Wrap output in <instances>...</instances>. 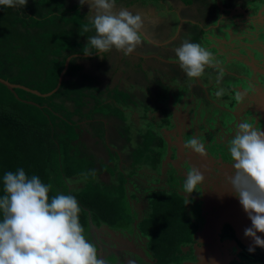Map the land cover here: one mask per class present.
I'll use <instances>...</instances> for the list:
<instances>
[{
    "label": "trees",
    "instance_id": "1",
    "mask_svg": "<svg viewBox=\"0 0 264 264\" xmlns=\"http://www.w3.org/2000/svg\"><path fill=\"white\" fill-rule=\"evenodd\" d=\"M177 1L188 7L206 1L207 12L199 8L202 16H209L215 7L212 0H196V4L194 0ZM120 8L147 11L150 21H144V26L151 38L163 41L176 30L178 17L169 0H116V10ZM88 12V4L80 5L79 0H28L22 8L0 6V78L19 85L12 91L0 83V196L4 195V174L23 168L27 176H38L52 186L50 197L57 193L73 195L81 208L79 218L84 228L90 223L98 228L103 224H134L155 257L153 264H179L187 259L185 249H193L199 222L186 215L185 199L173 186L171 161L175 156H163L171 145L167 141L164 144L159 129L174 120L165 115L171 112L166 92L172 89L171 94L181 96L192 90L184 72L175 77L180 68L174 49L184 40L196 43L203 30L198 23H186L175 47L154 45L143 37L131 54L112 49L101 58L84 54L89 48L87 39L95 35ZM154 13L151 20L149 14ZM152 22L156 24L148 29L146 23ZM85 27L90 30L84 32ZM138 54L154 56L146 59ZM160 58L173 61L167 71L159 63L152 64L162 61ZM172 72L174 75H169ZM175 96L173 104L178 98ZM137 103L143 107L137 108ZM122 116L129 128L125 138L133 136L135 141L133 168L144 169L138 171L145 175V184L149 177L151 184L147 186L153 184L150 191L143 190L149 192L145 196L149 202L138 222L124 203L129 178L123 167L119 168L120 160L131 163V157L128 160L120 154L128 153L125 143L119 150L110 145L115 142L110 132L116 127L114 118ZM85 136L94 145L93 157L85 154ZM186 150L182 156H188ZM71 177L79 179L77 189H70L67 180ZM132 179L143 187L140 178Z\"/></svg>",
    "mask_w": 264,
    "mask_h": 264
},
{
    "label": "clouds",
    "instance_id": "2",
    "mask_svg": "<svg viewBox=\"0 0 264 264\" xmlns=\"http://www.w3.org/2000/svg\"><path fill=\"white\" fill-rule=\"evenodd\" d=\"M27 3L28 0H0V6L8 8H22ZM79 3L88 4V19L95 30V35L87 39L89 48L85 55L103 58L112 49L127 55L141 45L144 28L141 14L126 8L117 11L116 0H79ZM174 51L179 68L189 78L203 76L206 67H218L213 54L199 43L184 40ZM223 91L218 90L216 95H222ZM236 99L239 101L241 96ZM185 147L201 156L206 154L205 145L196 137L188 139ZM228 153L234 171L226 184L251 221L243 234L252 241L247 249L252 253L256 247L264 248V239L257 235L264 233V131L251 122L239 123ZM204 183V175L193 167L186 172L181 190L190 195ZM51 187L38 176H27L23 168L4 174V195L0 196V264H106L98 258L96 246L86 239L77 199L62 193L50 197Z\"/></svg>",
    "mask_w": 264,
    "mask_h": 264
},
{
    "label": "rangeland",
    "instance_id": "3",
    "mask_svg": "<svg viewBox=\"0 0 264 264\" xmlns=\"http://www.w3.org/2000/svg\"><path fill=\"white\" fill-rule=\"evenodd\" d=\"M174 3H176V10L178 13H180L179 15H181V18H191L193 17V15L196 17V23H198L197 19H199L200 21H202L204 23V20L206 19L207 21H211V18L209 16H202L203 12H207L206 10H204L207 6V4L204 2V4H196V0H194L193 3H195L196 5H193V9H195V11L190 10L191 8L188 7V9L190 10V13H185V11H189V10H185L182 9L181 7L183 6L182 4L180 5V2L177 0H173ZM213 2V1H211ZM179 6V8H178ZM198 6V8H197ZM201 8V9H199ZM198 9V10H196ZM184 14H183V13ZM150 19L152 20V18L155 16L154 14H149ZM191 15V16H190ZM185 16V17H184ZM214 16V15H211ZM156 19H158L157 17H155ZM204 19V20H203ZM145 21H150L149 19H145ZM155 25V22L151 23H146V27L149 29L150 27H152V25ZM198 26L200 24H197ZM205 31L207 32H203L201 34V38L203 39V47H205L207 50H209L211 53L216 52L215 55L217 54H223V57L221 58V62L222 60L225 58L226 61V66L229 68L230 73H232V71H234L235 67L233 66V59H235V57L231 54H227L224 51V48L220 47L216 44H214L212 41H210L212 39V35L213 34H209L208 30L205 29ZM257 34V31H253L251 32L252 37H254ZM192 36V34H191ZM256 37V36H255ZM264 35H257L256 37V41L254 42L255 44H259L262 42V39L264 40ZM210 41V44L208 43ZM207 44V45H206ZM146 46V45H145ZM171 47H175L174 44H172ZM147 48V47H145ZM149 49V48H148ZM236 51L239 53V55L241 53H246L247 55H249V51H254L253 48L249 49L248 52L246 51V48H242L238 47L235 48ZM258 49V48H257ZM151 50V48H150ZM258 55V54H257ZM257 55L255 57L250 56V62L248 63V71L249 72H254L255 70L257 71L258 68L260 70L263 71L264 73V63H261V60L264 58V56H260L257 57ZM156 63L161 64V69L164 70V67L162 66L163 64L160 62H154L153 61V65H155ZM223 66H218L217 68H212V67H206L205 68V72L204 75H208L209 79H205V83L203 81L198 82L199 84H190L189 87L192 88V90H190L189 92L187 91V93L185 92L183 95L181 96H177L178 98L175 100L173 104V96H175V94H171L170 91L173 92L172 89H169L168 92H166V96H168V105L167 107L171 109V112H169L168 114L165 115H171V118L173 117L174 120H169L167 123H164L163 126H160L159 131L161 132L160 135L162 137V141L164 142V144H166L165 141L168 142L167 145H171V148H168L167 146V152H165L163 154V156H165L166 158H170V154L169 151L171 149L172 152L175 153V157L179 158L177 159L174 163L175 166L173 164V168L176 170L171 171L172 174H177V172H179L181 174V172L183 173V177H176V179L174 178L175 181H178V183L176 184L178 189L180 190L182 196L185 199V203H186V215L191 219V220H196V194H202L201 191L197 190V191H193L190 195L187 193H183L181 190V186L185 180L186 177V172L191 170V168H197L200 172H203L202 174L205 177V181L208 182V180L212 179V182H208L207 184H205V190H206V201H207V205L210 203L209 197L210 195L214 194V186L215 184L213 183L215 177L212 173V165L210 164V161L212 162L211 158H209V156H206V154L204 156H201L199 154H196L194 152H192L191 150L187 149L185 152L186 154L188 153L189 156H182V152L184 150L185 147V143L188 139L192 138V137H196L198 138L204 145L206 148V152H209L210 154H213L212 156L215 157L216 159H219L218 157L221 156H226L227 159L226 161L229 163V165L231 166V170L232 172L234 171L232 168V163L233 161L230 158V155L228 153V147H225L224 149H221L220 145H229V143H225L224 141L228 140L230 142V140L233 137V133L234 132V126H237L239 123L243 122H251L253 123L254 126H256L257 128H260L262 126V122H263V118L261 117L260 114L258 113H253L250 111H245L244 114L242 115L241 119L242 121L238 118L235 119V115H232L231 112L232 111H238L239 113H241V109H244L246 107H248L250 104H253V102L259 101V98L257 96V94L254 92L253 89L249 88V83L244 80H238L236 77H233L230 74H226V72H228V70H223L222 68H224L225 64L221 63ZM146 65V62L144 63L143 66ZM260 65V66H259ZM173 67H171L172 69ZM220 68L222 71V75H221V71L218 69ZM245 68V67H243ZM215 70V71H214ZM203 75V76H204ZM199 77L201 80L202 77ZM218 76H219V80H218ZM195 81V80H194ZM196 83V82H194ZM208 87V90L205 89V87ZM220 89H223V94L220 96L216 95V92ZM183 87L181 89L182 92L183 91ZM240 95L241 99L238 101L236 99V96ZM165 96V95H164ZM175 96V97H176ZM255 98V99H254ZM185 99V100H184ZM215 102H217L218 104H215ZM197 105V106H196ZM137 108H142L143 107V103H137L135 105ZM198 107V109L202 112H200L202 114V118L198 117L196 118V108ZM160 116V115H159ZM233 119H235V123L236 125H234V121ZM115 123H116V127L113 128L112 130H110V132H112V135L114 136L115 142L114 143H110V145L112 147H116L118 150L119 148H121L120 144L125 143L128 153L126 152H121L120 154L123 156V158L128 159V156H130V160L131 163H124L123 170H124V175H126L127 178L132 179L135 177H138L141 179V183L142 186L141 188H139V186L136 185V183L132 180V184L131 186L134 188V190H136V192L132 191H128L129 195L126 196V198H131V194L132 195H136V197H138V200L134 202H132L131 200H124V203L126 205H129L134 203V211H135V217L133 218V220L135 222H138L139 219L142 218L143 216V211L146 212V209L143 208L145 207L144 205L142 206V204L148 203L147 200H145V196L149 193H146V190L152 189V186H147L148 182L151 184V178L149 177V181H147V184H145L144 179L145 175L142 174L141 172H139L138 170L143 171L144 169L139 168L138 170L134 169L133 166L136 164V154H135V150L136 149L134 146V137L133 136H128L127 138H125L128 135V130L129 128L127 127L128 125L126 124V119L122 116V117H116L114 118ZM179 123V126L176 127L177 129H175V124ZM175 123V124H174ZM173 124V125H172ZM178 125V124H177ZM176 125V126H177ZM174 126V127H173ZM134 129L133 126H130V131H132ZM122 131V132H121ZM118 132V134L116 133ZM176 132V133H174ZM130 138H132V140H130ZM143 138V137H142ZM146 139V137H144ZM215 139V140H214ZM85 140V144H86V151L85 154L88 153L87 155L89 157H93L94 155V145L89 143L88 140H90L89 136H85L83 141ZM217 144H215V142H217ZM227 141V142H228ZM79 144H77L78 147ZM223 147V146H222ZM173 148V149H172ZM81 149V146H80ZM211 149H215L218 154H216V152L212 151ZM116 150V149H115ZM81 152V151H80ZM138 154V153H137ZM81 155V153H80ZM168 156V157H167ZM196 157V159H195ZM165 158V159H166ZM93 161H97V159H93ZM189 161V162H188ZM134 164V165H133ZM147 167H152L150 164L146 165ZM148 172V174L150 173L148 170L146 171ZM171 172H169V175H171ZM215 173V172H214ZM134 174V176L131 177V175ZM168 174V172H167ZM163 175V174H162ZM108 175L105 174L104 177H107ZM172 176V175H171ZM125 177V176H124ZM213 177V178H211ZM166 178V177H163ZM136 181V180H135ZM155 181L154 175H153V179L152 182ZM137 182V181H136ZM165 182V181H164ZM79 181L77 180V177H74L73 179L71 178V181H69V185L71 190L76 188L77 186H80L81 184L79 183ZM138 183V182H137ZM163 183V182H161ZM174 185V183H173ZM199 189L202 190V186H198ZM142 189V190H141ZM145 190V191H143ZM186 197L188 199V202L186 200ZM198 197V196H197ZM144 200V201H143ZM226 201H228V198L225 199ZM209 208V205L207 206ZM122 227H126L129 226L128 224H121ZM85 229V236L86 239L89 240L90 242H92L96 248H97V252H98V258H101L103 260H105L107 257H111L109 255V253H107V250H112L111 248H113V246H115L114 244H105V247H107L108 249H106L104 247V252L105 253H100V247L98 244V242H96V236H98L99 231H101L99 228H97L93 223H90L89 226H87ZM98 233H97V232ZM106 237V233L103 232V237ZM99 237H97L98 239ZM105 239H108L107 237ZM102 242V241H101ZM100 243V241H99ZM107 245V246H106ZM109 245V246H108ZM122 247H120V249H122ZM190 248H186L185 250L187 251ZM130 258L134 259L136 261L135 257L130 256ZM116 259V258H114ZM133 260V261H134ZM185 261H189V262H185ZM118 262V260H117ZM184 262V263H183ZM186 263H190V264H196V262L194 261H190L188 258L187 259H183L180 264H186ZM107 264V263H106ZM108 264H112V263H108ZM136 264V263H135Z\"/></svg>",
    "mask_w": 264,
    "mask_h": 264
},
{
    "label": "crops",
    "instance_id": "4",
    "mask_svg": "<svg viewBox=\"0 0 264 264\" xmlns=\"http://www.w3.org/2000/svg\"><path fill=\"white\" fill-rule=\"evenodd\" d=\"M212 1L215 7L212 8V13L210 12L211 14L209 15L211 21L204 20L203 23L202 21L197 19L198 24H200V28H202L203 32H206L205 31L206 29L208 30L209 34H213L212 39L210 41L218 45L219 48L220 47L224 48V51L227 54H231L235 57V59H233V63H234L233 66L235 67V69L234 71H232V73H230L229 68L226 66L225 58L222 60V62L220 61L221 58L223 57V54L215 55L216 52L214 53L212 52L213 56L215 57V61L220 67L223 66L221 63L225 64L224 68L222 69L228 70V72H226L227 75L230 74L233 77H236L238 80L241 79L246 80L249 83V88L253 89L259 98L258 102L254 98L255 101L253 102V104H250L248 107L241 109V113H239L238 111H232L231 114L235 115V119L238 118L239 121L240 120L242 121L241 117L245 111H250L253 113L260 114L261 117L263 118V122H262V126L258 129L264 131V73L259 68L257 71L255 70L253 73L248 71V63L250 62V56L255 57L257 54H258L257 57L264 56V40L262 39V42L259 44L254 43L257 42L256 41L257 35L259 36L264 35V0H212ZM169 4L173 5V8L174 6L176 7L177 5L176 3H174L173 0H169ZM181 8H184L185 10L186 9L189 10L188 6L186 5L185 7L183 5ZM190 10L195 11V9L193 8H191ZM190 10L185 11V13L191 14ZM133 13L135 14L137 12L134 10ZM138 13L141 14L142 18H144V21L145 19H147L146 16L147 11L146 12L139 11ZM179 14L180 13H178L176 10L178 23L175 32L172 35H170V37L164 39L163 41L162 40L159 41V39L151 38V36L148 35V33L145 31V26H144L142 32L145 40L151 44L158 46H167V45L169 46L170 44H174L175 39L179 36L183 26L186 25V23L196 24V17L194 15L193 17L187 19V18H181V15ZM253 31H257V34L255 35L256 37L255 36L252 37L251 32ZM210 41L208 42L209 44ZM196 43H199L201 46H203L204 43L201 36L196 41ZM238 47H241V49L246 48L245 52H248L249 49L252 48L254 51L253 52L249 51L248 52L249 55H247L246 53L244 54L241 53L239 55V53L235 49ZM140 56L148 59V58H152L154 55L141 54ZM160 59L162 60L160 61V63L163 64L162 66L164 67V71L165 70L167 71V69L170 68L168 63H172L173 61L166 60L164 58H160ZM261 63L262 64L264 63V58L261 60ZM218 69L221 71L220 68ZM182 72L183 71L179 69V72L175 75V77L178 79L179 75H182ZM169 75L173 76L174 74L172 72ZM202 79L203 80H201L200 78H190V83L199 84L198 82L200 81L204 82L205 79H209V76L204 75ZM137 87L138 85L136 84L134 88L136 89ZM208 87L209 86L205 87V89L208 90ZM215 104L218 103L215 102ZM235 119H233V121ZM233 123L234 125H236L235 121ZM211 150L216 152L217 154V151L213 149ZM212 155L213 154L207 155L212 160V162L210 161V164L212 165V167L214 166L212 168V172L213 171L215 172L214 173L215 179L213 182L215 184L214 194L209 196V200L212 202V203L210 202L211 203L210 205L208 204L209 209L212 207L213 204L217 207V205H219L220 202L225 201L226 206L224 207L223 214L229 216L228 219H230L231 222L234 224V226L237 228L239 234L245 238L244 240H248V246H250L252 244L251 239L245 237L243 233L246 227L251 226V221L247 217V214L243 210V207L240 205L239 199L235 195L230 193V191L228 190L229 186L226 184L227 177L232 175L231 166L226 161L227 159L226 156L225 157L219 156L218 157L219 159H216ZM123 165H124L123 161L120 160L119 168L122 169ZM71 178L73 179L74 177ZM71 178L67 180L68 184L69 181H71ZM77 180L79 181L78 178ZM132 180L133 179H128L125 183L126 196L129 195V192L132 190L136 192V190H134V188L131 186ZM227 198L228 201L225 200ZM126 200H131L132 202L135 203V201L138 200V197H136L135 194L134 195L131 194V198H126ZM134 203H132L131 205L135 206ZM143 205L144 206L146 205L145 202L144 204H142V206ZM211 217L213 218V215ZM212 218L210 222L212 223L213 226L214 222L212 221L213 220ZM205 230L212 231V227H208V223H207ZM257 235L261 236V238L264 239V233L258 232ZM193 247L195 249V252H197L196 264H213L217 262L215 259V255H213L214 250L212 252V248L210 247L197 248L195 246Z\"/></svg>",
    "mask_w": 264,
    "mask_h": 264
},
{
    "label": "flooded vegetation",
    "instance_id": "5",
    "mask_svg": "<svg viewBox=\"0 0 264 264\" xmlns=\"http://www.w3.org/2000/svg\"><path fill=\"white\" fill-rule=\"evenodd\" d=\"M175 9L176 8L174 7L173 10ZM196 109H197L196 118L198 117L202 118V114L200 113L202 111H200L198 107ZM175 126L178 127L179 123L177 122ZM235 130L236 127H234V132ZM227 141L228 140L224 142L227 143ZM224 146L227 147V145ZM171 153L174 152L169 151L168 154ZM174 158H175L174 160L172 161L170 160V161L173 162L175 166L174 162L179 158L177 157ZM212 174L214 175V171L212 172ZM174 176L175 179L177 176L182 178L183 173L181 172L180 174L179 172H177V174H174ZM174 178H173V183H174L173 186L175 187V189L179 190L176 185L178 181H175ZM211 180L212 179L208 180V182H211ZM208 182L205 181V183L201 185L202 190L199 189L198 187L196 189L201 191L202 194L201 195L199 193L196 194L198 196V197L196 196V213H197L196 220H198L199 222V228L196 231L195 234L196 242L193 244V246H196L197 248H202V247L212 248V252L214 250L213 255H215V259L217 261L216 263L213 264H264V248L256 247L255 251L250 253L247 250L249 248L248 240H244L245 238L239 234L237 228L234 226L231 220L228 219L229 216L223 214L224 207L226 206L225 204L226 202L225 201L220 202L219 205H217V207L213 204L210 209L207 207V201H206L207 196L205 195L206 190L204 189L205 188L204 185L207 184ZM197 203H200V205L198 204L199 205L198 208H197ZM211 203H209V205ZM129 208L131 212L135 213L133 205L130 204ZM212 215L213 218L211 217ZM211 218L213 219L212 221L214 222L213 226L212 223L210 222ZM207 223H208V227H212V231L205 230ZM104 225L105 224H103V226L99 228L101 231H99V234L98 236H96L95 239L96 242L100 244L99 245L100 253L101 252L105 253L103 251L105 244L115 245L113 246V248H111L112 250H107V253H109V255L111 256L105 259V262L107 264L108 263L153 264L156 262L154 259L155 257L152 255V252L148 249L146 239L141 236L136 225L133 224V226L129 225L126 227H122L121 225H116V226H108V225L104 226ZM103 232L106 233V237L108 239H105L106 238L105 236L103 237ZM97 237L99 238L97 239ZM122 246L123 248L120 249V247ZM105 248L108 249L107 247ZM187 253H188L187 258L190 261L192 260L194 262H197V252H195L194 247L193 249H188ZM130 256L135 257L136 261L130 258ZM185 262H189V261H185Z\"/></svg>",
    "mask_w": 264,
    "mask_h": 264
},
{
    "label": "water",
    "instance_id": "6",
    "mask_svg": "<svg viewBox=\"0 0 264 264\" xmlns=\"http://www.w3.org/2000/svg\"><path fill=\"white\" fill-rule=\"evenodd\" d=\"M71 57H73V56H70V57H68L67 58V60H66V66H67V64H68V61L70 60V58ZM65 69H66V67H65ZM65 69L62 71V74H63V72L65 71ZM62 74L60 75V79H59V83H60V81H61V79H62ZM0 83H3L4 85H6L10 90H14V88H16V87H19V85H15V84H12V83H9L7 80H4V79H2V78H0ZM59 83H58V85H59ZM58 87V86H57ZM57 87L52 91V92H54L56 89H57ZM36 92V91H35ZM52 92H50V93H52ZM37 93V92H36ZM50 93H48V94H50ZM48 94H45V95H48ZM196 247V246H195Z\"/></svg>",
    "mask_w": 264,
    "mask_h": 264
}]
</instances>
